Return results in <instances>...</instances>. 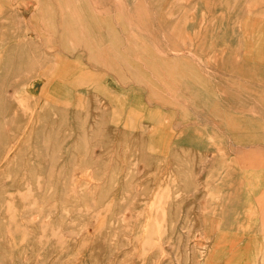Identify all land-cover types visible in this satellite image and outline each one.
<instances>
[{
  "label": "rangeland",
  "instance_id": "rangeland-1",
  "mask_svg": "<svg viewBox=\"0 0 264 264\" xmlns=\"http://www.w3.org/2000/svg\"><path fill=\"white\" fill-rule=\"evenodd\" d=\"M72 1L0 0V264H254L251 252L264 264L259 196L228 209L226 191L247 175L207 180L210 152L175 143L195 105L173 106L161 76L176 57L214 74L219 95L240 86L230 76L240 71L257 88L250 100L264 98V68L233 65L253 44L231 40L264 27V0H75L83 18ZM131 34L140 42L128 48ZM259 109L251 118L264 123ZM199 119L219 118L202 109ZM234 234L229 256L211 254Z\"/></svg>",
  "mask_w": 264,
  "mask_h": 264
},
{
  "label": "crops",
  "instance_id": "crops-1",
  "mask_svg": "<svg viewBox=\"0 0 264 264\" xmlns=\"http://www.w3.org/2000/svg\"><path fill=\"white\" fill-rule=\"evenodd\" d=\"M74 2L75 0L72 1L73 7L70 12L75 13L79 18H83V12L78 8L79 5H75ZM88 11L90 10L88 9ZM83 26L86 27L85 29L91 30L86 21L83 22ZM130 37L133 40L132 34ZM200 58L202 59V57ZM179 63L182 64L181 61ZM181 67L183 66L181 65ZM220 75L225 77L226 74ZM234 75L239 74L232 73L230 75L232 76L231 80L240 86L234 89L230 84L226 85L230 93L226 95L223 91L219 95L217 92L222 88L215 85L214 74L209 75L213 79L206 78V80L202 71L181 78L171 77L168 73L161 74L168 87H173L175 91L171 103L173 106H178L183 111L182 107L184 105H190L191 103L195 105L193 110L186 109L185 111L196 112V120L185 122L184 126H179V129L184 128L183 131L179 132L175 143L194 144L200 150L196 154H200L199 157L201 158L210 152V163L205 168L207 180L211 181L216 175L221 176L220 187L227 185L226 183L229 182L228 177L234 174H246L247 169L242 166L241 161L245 162L250 154L251 156L252 154L258 156L259 159H264V123L259 121L260 117L251 118L249 112L251 109L250 103L255 104L250 98L255 95L257 88L240 84L242 80ZM225 80V78L220 79V81L226 83ZM210 81L212 82L210 83ZM242 86L244 88L238 90V87ZM202 109L210 111L218 117L217 124H214L212 120L199 119ZM172 110L174 109L171 108ZM259 110L261 112L260 116L264 119V109L260 108ZM221 129H227V131L224 132ZM209 135L214 136L215 140L208 141L207 136ZM218 190L219 188L210 189L209 192H217Z\"/></svg>",
  "mask_w": 264,
  "mask_h": 264
},
{
  "label": "bare ground",
  "instance_id": "bare-ground-1",
  "mask_svg": "<svg viewBox=\"0 0 264 264\" xmlns=\"http://www.w3.org/2000/svg\"><path fill=\"white\" fill-rule=\"evenodd\" d=\"M47 8V5H46ZM83 22H85V20H70V24H79V27H76L77 29L81 30V31H77V32H82V33H86L88 30L85 29L86 27L83 26ZM92 28V27H91ZM235 28V27H234ZM207 29V27H206ZM223 32L218 34V38L219 35L222 34ZM133 36V40L129 39V41H127L128 43V48L130 46H135L139 44V40H138V35H132ZM96 39V38H95ZM220 40H222L223 42L225 41L222 37H220ZM231 40L234 41H238V43L241 44L242 41H245L247 43H250L249 45L253 44L254 50H250V46L248 48L247 54L243 55V60L241 62H234V66L238 65V63H242V64H246V65H252V66H262V68H264V27H263V23L258 22V23H254L253 26L251 28L246 29V31L243 34H238V33H233L232 34V38ZM242 40V41H241ZM97 41H99L97 39ZM113 41L115 43L114 49L115 51L117 50L118 47L117 43H118V39L116 38V36L114 37L113 35ZM132 42V43H131ZM112 43V41H111ZM219 45V44H218ZM218 45L216 44V46L218 47ZM218 51H220V48H218ZM116 55L117 51H116ZM231 55V54H230ZM230 58V57H229ZM241 58V57H240ZM252 60V61H251ZM180 59H177L176 57L170 58V59H163V66L162 68H164V73H168L170 74L171 77L174 78H181L183 76H189V74H193L195 72H198L197 69L194 66L191 65H183L181 64L183 67H181L180 63H179ZM159 67V66H158ZM221 67V65H219V68ZM223 67V66H222ZM231 71L233 70L232 68H230ZM238 70V69H237ZM247 73H249L251 75V72H248V70H246ZM235 73H240V71H237ZM249 79H251V76H249ZM120 106V109L123 111V106L125 105L124 103L118 104ZM254 105L262 108V110L264 109V98L263 99H259L257 103L255 104H251L250 106L253 107ZM135 107H133L134 109ZM135 111V109H134ZM137 115L135 112H133L132 114L130 113L129 116L131 118H134L133 116ZM158 142L162 141L161 143L166 144V138L161 134L159 136V138L157 139ZM155 144V143H154ZM247 172H246V177L248 178L246 181V184L248 186H244L241 187L242 189H237V188H233V189H229L226 192H230L224 201V204H227L226 206L228 207V209H239L242 207H251L253 206V200L255 198L256 195L259 196V200L261 201V207L257 209V214H258V218L260 219H264V159H259L258 156H252L250 155L248 161H247ZM251 177H258V179L260 180V188H250V184H251ZM228 184V183H227ZM225 194V191L222 190ZM227 200H230V202H227ZM225 206V207H226ZM224 207V208H225ZM261 222V221H260ZM226 224L233 226L235 228V226H237L238 224H241V222H239L236 219L231 218L230 220L226 221ZM223 234H227V233H223ZM236 237L235 238H230L227 236H220V239L223 240V245H218L216 248H214L211 251V254H220V255H227L229 256L231 253L229 252V250L231 249V247H235L234 242H232V239H241L240 237H238V234H234ZM243 240H248V241H254L251 242L254 245H256V242L258 244V242L260 240H263L262 237H254V236H244ZM247 243V242H246ZM219 244V243H218ZM230 248V249H229ZM245 249H239V253H241V251H243V254H241V259L243 261V256L245 255ZM251 252L249 254V256H251V258H254V264H257V260L259 261L260 259V254H255ZM264 257V256H263ZM261 256V259L263 258ZM248 261H250V259H247ZM210 261V260H208ZM262 261H264V258L262 259ZM230 261L227 262V264H229Z\"/></svg>",
  "mask_w": 264,
  "mask_h": 264
}]
</instances>
